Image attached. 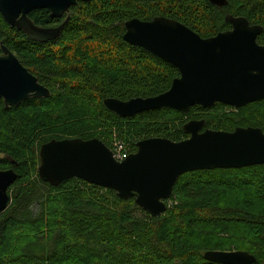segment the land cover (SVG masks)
Here are the masks:
<instances>
[{"label": "trees", "instance_id": "obj_1", "mask_svg": "<svg viewBox=\"0 0 264 264\" xmlns=\"http://www.w3.org/2000/svg\"><path fill=\"white\" fill-rule=\"evenodd\" d=\"M92 0L71 7L62 19L35 10L39 27L69 22L58 38L40 43L11 27L0 14L1 45L47 88L51 96L6 108L0 101V171L14 169L10 204L0 214V264H220L209 251H244L264 264V165L195 171L183 175L153 217L135 198L79 179L59 187L38 174L39 152L53 140L98 138L127 154L149 138L174 142L189 136L184 125L205 120V129L264 132V100L235 109L223 104L195 106L186 114L169 108L121 118L104 106L107 98L153 97L171 88L179 70L124 40L125 23L167 17L202 38L231 29L226 17H244L261 26L264 0Z\"/></svg>", "mask_w": 264, "mask_h": 264}, {"label": "water", "instance_id": "obj_2", "mask_svg": "<svg viewBox=\"0 0 264 264\" xmlns=\"http://www.w3.org/2000/svg\"><path fill=\"white\" fill-rule=\"evenodd\" d=\"M92 0H0L4 20L31 40H55L70 20L59 27H39L29 17L35 10H48L53 19L69 14L71 7ZM223 8L227 0H209ZM231 29L202 38L187 26L167 17L150 21L137 18L125 23L124 40L173 65L179 70L171 88L157 96L127 101L110 98L105 107L122 118L160 108L187 113L218 103L240 109L264 100V46L258 43L263 28L244 17L228 15ZM0 101L6 108L30 99H44L50 91L25 68L17 56L1 45ZM205 120L184 125L189 138L174 142L149 138L137 143V152L123 162L99 139H53L40 148V179L59 187L70 179L113 190L122 200L136 204L153 217L167 210L174 187L184 174L217 169H241L264 165V132L260 128H237L232 132L205 129ZM18 179L14 169L0 171V214L10 204V187ZM205 258L221 264H254L256 257L244 251H209Z\"/></svg>", "mask_w": 264, "mask_h": 264}, {"label": "bare ground", "instance_id": "obj_3", "mask_svg": "<svg viewBox=\"0 0 264 264\" xmlns=\"http://www.w3.org/2000/svg\"><path fill=\"white\" fill-rule=\"evenodd\" d=\"M107 99H110V98H107ZM107 99H105V100H107ZM104 100V101H105ZM2 101V100H1ZM104 103V102H103ZM105 106V105H104ZM161 109V108H160ZM170 109V108H169ZM152 111V110H151ZM184 114H186V113H184ZM116 115V114H115ZM122 118V117H121ZM131 118V117H130ZM199 121V120H198ZM207 124V123H206ZM189 136V135H188ZM189 138V137H188ZM187 138V139H188ZM73 139V138H72ZM95 139H98V138H95ZM57 140V139H56ZM63 140V139H62ZM100 140V139H99ZM186 140V139H185ZM102 141V140H101ZM142 141V140H141ZM184 141V140H183ZM103 142V141H102ZM178 142H180V141H178ZM104 143V142H103ZM120 146H122L123 148L122 149H120ZM111 149V148H110ZM137 150H138V148H137ZM111 151L113 152V155H114V158L116 159V161H118V162H123L126 158H127V156H129L128 154H127V150H126V146H125V144L123 143V142H121V141H119V142H114V143H112V149H111ZM137 152V151H136ZM135 152V153H136ZM40 159V158H39ZM39 166H40V164H39ZM38 169H39V167H38ZM185 175V174H184ZM182 177V176H181ZM180 177V178H181ZM80 180V179H79ZM82 181V180H81ZM179 181V180H178ZM177 184V183H176ZM252 255V254H251ZM254 256V255H253ZM256 261H257V259H256ZM212 262V261H211ZM256 263V262H255ZM221 264V263H220Z\"/></svg>", "mask_w": 264, "mask_h": 264}, {"label": "flooded vegetation", "instance_id": "obj_4", "mask_svg": "<svg viewBox=\"0 0 264 264\" xmlns=\"http://www.w3.org/2000/svg\"><path fill=\"white\" fill-rule=\"evenodd\" d=\"M62 18H63V17H62ZM62 18H59V19H62ZM55 27H59V26H54V28H55Z\"/></svg>", "mask_w": 264, "mask_h": 264}, {"label": "built area", "instance_id": "obj_5", "mask_svg": "<svg viewBox=\"0 0 264 264\" xmlns=\"http://www.w3.org/2000/svg\"><path fill=\"white\" fill-rule=\"evenodd\" d=\"M123 147L122 146H120V149H122Z\"/></svg>", "mask_w": 264, "mask_h": 264}]
</instances>
